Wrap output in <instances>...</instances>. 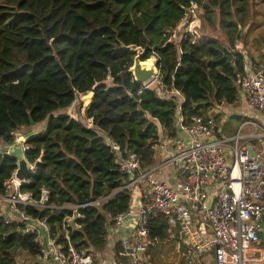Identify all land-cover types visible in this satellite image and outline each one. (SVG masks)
Wrapping results in <instances>:
<instances>
[{"label": "trees", "instance_id": "16d2710c", "mask_svg": "<svg viewBox=\"0 0 264 264\" xmlns=\"http://www.w3.org/2000/svg\"><path fill=\"white\" fill-rule=\"evenodd\" d=\"M190 1L0 2V137L11 145L18 130L46 122L26 141L31 147L24 155L34 171L21 191L36 197L41 187L49 191L50 208L25 210L48 222L57 243H65L63 218L73 213L65 206L82 205L70 242L100 250L112 218L131 207V192L123 188L130 175L119 162L133 154L140 170L152 167L155 145L162 136H176L179 116L236 103L243 56L235 46L253 29L264 39V0H193L202 10L195 38L186 33L178 40ZM205 29L219 31L223 40ZM129 46L143 48L142 60L156 58L159 85L134 80ZM91 92L82 121L68 108L79 94L86 103ZM15 169L16 159L0 154V194ZM3 216L0 209V264H16L11 248L17 242L38 254L34 235H22L21 226L6 224ZM148 227L151 237L168 235L162 216Z\"/></svg>", "mask_w": 264, "mask_h": 264}, {"label": "built area", "instance_id": "2783aa9c", "mask_svg": "<svg viewBox=\"0 0 264 264\" xmlns=\"http://www.w3.org/2000/svg\"><path fill=\"white\" fill-rule=\"evenodd\" d=\"M201 12V5L191 0L178 40L186 33L194 37V24ZM236 51L243 56L239 90L246 95L249 107L264 114V67L247 57L243 50ZM173 94L180 96L178 91ZM247 123L253 124L244 121L241 127ZM176 125L184 146L158 166L140 170L133 154L119 162L120 169L130 175L123 188L132 193L133 188L143 184L145 192L131 226L133 213L129 209L112 218L111 232H125L118 241L120 258L114 264H151L148 245L160 239L150 236L148 224L158 216L165 219L168 234L176 233L180 243L187 247L183 255L185 262L179 264H264V147L254 148L241 142L244 136L239 131L231 138L218 135L212 115L195 114L187 119L179 116ZM14 134L22 138L23 153L30 149L23 133ZM245 136L254 139L257 134ZM259 136L264 138V133ZM4 145L0 137V147ZM167 167L175 173L174 185L155 175ZM33 171L34 164L29 163L28 175ZM28 177L19 181L14 170L4 182V193L0 194V209L6 205L8 211L3 216L4 222L19 224L22 235H34V242L40 245L35 257L41 261L93 264V251L75 247L69 238L68 231L78 216L76 210L82 205L65 206L73 213L63 218L65 243H57L50 236L48 222L25 210L51 207L47 204L49 191L45 187L40 188L38 197L21 191V185L29 183ZM210 196L212 201L208 206ZM201 224H206L210 233H204L199 228Z\"/></svg>", "mask_w": 264, "mask_h": 264}, {"label": "crops", "instance_id": "0c3cea01", "mask_svg": "<svg viewBox=\"0 0 264 264\" xmlns=\"http://www.w3.org/2000/svg\"><path fill=\"white\" fill-rule=\"evenodd\" d=\"M221 35V34H220ZM246 43L238 42L235 46L236 50H243L247 57L253 60L257 64H261L264 67V42L259 37L257 30L250 31L246 35ZM215 37V36H213ZM223 37V36H222ZM217 38V37H216ZM223 40V39H220ZM91 95L88 98L90 101ZM178 102H182V97H176ZM88 104V103H87ZM208 115L214 117L216 123V133L223 136L224 138L234 137L239 131L244 136L241 142L251 145L254 148L264 147V138L259 135L264 133V114L252 109L248 106L246 95L241 90L238 92L237 101L234 104H221L213 108ZM243 119V120H242ZM245 119V120H244ZM241 120V121H240ZM244 121L252 122L244 124ZM45 121L35 123L27 128H24L21 133L24 134L28 129L32 130V135L36 136L41 133L45 128ZM257 134L254 139H250L245 135ZM184 146L183 137L178 136V132L173 138H165L162 136L160 141L155 145V156L153 167L170 155L178 148ZM157 178L167 184L174 185L175 173L167 167L155 173ZM145 192V186L143 184L137 185L133 188L131 193V207L129 210L133 213L132 219L129 222L131 226L132 222L135 221L134 214L137 212L139 204L143 201ZM3 215L7 216L8 211L6 205L2 208ZM131 223V224H130ZM199 228L204 233H210V229L206 224H201ZM125 232L118 230L116 234L111 232V224L107 226V235L105 237V245L100 250H92L94 254L93 264H114L115 259L120 258L119 256V239L124 236ZM187 247L181 244L176 233H169L166 238L160 240L157 243H151L148 245L147 255L151 264H176L178 262H185L184 253ZM22 250V249H21ZM23 253L18 254L17 257L14 254V258L25 262V264H54L50 260L41 261L34 256L28 254L22 250ZM25 252V253H24ZM15 258V261H16ZM31 262V263H30ZM16 264H19L16 261Z\"/></svg>", "mask_w": 264, "mask_h": 264}, {"label": "water", "instance_id": "95a60500", "mask_svg": "<svg viewBox=\"0 0 264 264\" xmlns=\"http://www.w3.org/2000/svg\"><path fill=\"white\" fill-rule=\"evenodd\" d=\"M127 48H130L133 52H135L134 58H133V64L129 68V71L132 73L134 80L139 83L140 85L144 87H149L150 84L157 78L158 70L155 66L156 58L150 57L148 59H153V62L151 65H146L144 62L147 60H142V56L144 53L143 48L141 47H133L129 46ZM24 137L29 139L32 137V130L28 129V131H25L23 134ZM22 140L21 137H15L14 142L11 145H4L0 147V154L9 155L11 157H14L16 159V169H15V177L19 181H23L26 179L28 175L29 170V162L27 161L23 151L22 147L20 145V141ZM250 151V155L253 156V150L251 147H248ZM212 201V197L210 196L207 200V205L209 206ZM20 248V243L17 242L15 245L11 248V251L14 252Z\"/></svg>", "mask_w": 264, "mask_h": 264}, {"label": "rangeland", "instance_id": "374dc122", "mask_svg": "<svg viewBox=\"0 0 264 264\" xmlns=\"http://www.w3.org/2000/svg\"><path fill=\"white\" fill-rule=\"evenodd\" d=\"M5 0H0V2H4ZM257 9H258V15H260L262 13V9H261V5L260 4H257ZM199 19V17H198ZM198 26L200 27L201 26V18H200V22L198 24ZM197 26V28H198ZM183 30V27L182 29ZM255 29L252 30V32L254 31ZM246 29L243 30V32H245ZM199 33H202L201 32V29H199ZM204 33L205 34H210L212 36H215L217 37L218 39H223L222 35H220L219 31L218 32H213V31H210L209 29H205L204 30ZM262 40V38H261ZM262 42H264V39L262 40ZM157 79H155L151 84H150V87H154L157 85ZM91 99V98H90ZM88 101L85 103L84 99H83V94H79L77 95L76 99L74 100V102L72 103V105L68 108V111H73L78 117L79 119H81L82 121H84V118L82 117L81 115V108L84 107L85 105H87ZM64 111V110H62ZM40 123V122H39ZM23 129H20L17 131V134H20V132H22ZM23 253V251L19 248L18 250L14 251V254L15 256L17 257L18 254H21ZM25 253V252H24ZM15 257V258H16ZM16 261L19 263V264H25V262H22L21 260L17 259L16 258ZM31 263V262H30ZM181 262H178L176 264H179Z\"/></svg>", "mask_w": 264, "mask_h": 264}, {"label": "bare ground", "instance_id": "6f19581e", "mask_svg": "<svg viewBox=\"0 0 264 264\" xmlns=\"http://www.w3.org/2000/svg\"><path fill=\"white\" fill-rule=\"evenodd\" d=\"M153 62V59H147L144 63L148 66L151 65Z\"/></svg>", "mask_w": 264, "mask_h": 264}]
</instances>
